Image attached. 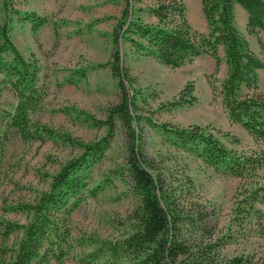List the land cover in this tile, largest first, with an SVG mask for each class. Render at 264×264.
<instances>
[{
	"label": "trees",
	"instance_id": "obj_1",
	"mask_svg": "<svg viewBox=\"0 0 264 264\" xmlns=\"http://www.w3.org/2000/svg\"><path fill=\"white\" fill-rule=\"evenodd\" d=\"M108 1L121 6L111 34L109 64L120 97L105 109L104 119L81 114L90 126L103 129L93 141L83 142L35 118L42 110L47 87L39 84L36 60L25 58L10 37L13 15L18 22L29 24L33 35L51 24L58 37L57 22L33 11L16 9L14 0H0V93L8 89L15 98L10 109L0 110V159L12 131L23 143L58 139L79 151L60 164L50 176L47 189L32 202L8 208L26 214L25 223L0 217V264H47L50 260L64 264L72 248L71 215L96 193V188L89 186V173L109 149L117 122L128 138L127 155L125 163L111 175L129 180L137 203L127 216L128 233L98 242L85 256L89 264H264V256L253 262L221 254L227 236L213 238L211 212L197 202H183L189 187L167 180L163 168L143 152L141 137L143 125L171 148L239 179L231 220L239 229L255 220L256 232L264 236L262 213L256 207L264 203V94L257 86V72L264 71V40L260 37V33L264 35V0H199L205 32L190 25L182 0ZM237 6L246 14L245 30L256 37L260 56L250 49L236 26ZM120 44L127 45L134 55L151 57L170 68L209 56L214 61V70L207 79L213 97L221 98L228 121L247 132L256 148L238 152L223 144L207 126L160 123L139 113L138 101L146 103V95L121 66ZM222 63L225 75L217 80ZM196 102L194 85L187 82L171 100L160 103L158 110L189 107ZM233 141L237 142L235 138ZM13 236L16 239L8 243Z\"/></svg>",
	"mask_w": 264,
	"mask_h": 264
},
{
	"label": "rangeland",
	"instance_id": "obj_2",
	"mask_svg": "<svg viewBox=\"0 0 264 264\" xmlns=\"http://www.w3.org/2000/svg\"><path fill=\"white\" fill-rule=\"evenodd\" d=\"M182 2L190 25L205 32L200 1ZM14 7L45 16L59 26L58 37H55L51 24L33 35L29 24L18 22L17 17L12 16L11 40L25 58L36 60L40 69L39 84L47 87L42 110L35 118L75 139L93 141L102 135L103 129L90 126L81 114L104 119L105 109L120 97L109 64L113 50L111 34L121 6L108 0H14ZM2 18L0 3V23ZM235 20L250 49L260 56L256 37L245 30V12L236 9ZM260 37L264 40L262 33ZM120 51L121 66L146 95V103L138 101L139 113L149 115L160 123L182 127L207 126L223 144L238 152L256 148L247 132L228 121L221 98L213 97L207 79L214 70V61L209 56L170 68L151 57L134 55L127 45L120 44ZM225 71L226 66L222 63L217 80L224 77ZM187 82L194 85L195 104L174 110H158L160 103L171 100ZM257 86L258 91L264 94V71L257 72ZM14 104L13 93L8 89L1 91L0 110H8ZM141 126L143 152L148 159L163 168L167 180L172 179L175 180L173 184L189 187L183 202H197L211 212L209 225L213 238L227 236L221 254L226 258L244 257L253 262L263 257L264 236L256 232L255 220L240 229L231 220L233 194L239 179L206 166L186 152L171 148L159 134ZM222 132L228 135H221ZM234 138L237 142L233 141ZM127 143L125 131L117 122L109 149L89 173V186L96 188V193L71 215L72 248L64 264H89L85 256L98 242L115 240L128 233L127 216L135 207L137 198L126 177L111 175L112 170L125 163ZM78 152L58 139L23 143L12 131L0 159V217L25 223L26 214L8 208L17 203L32 202L47 189L50 176L60 164ZM256 207L262 213L264 225V203ZM15 239L16 236H13L8 243ZM47 264L60 263L50 260Z\"/></svg>",
	"mask_w": 264,
	"mask_h": 264
},
{
	"label": "crops",
	"instance_id": "obj_3",
	"mask_svg": "<svg viewBox=\"0 0 264 264\" xmlns=\"http://www.w3.org/2000/svg\"><path fill=\"white\" fill-rule=\"evenodd\" d=\"M238 8L241 9L240 7L237 6L236 9H238ZM236 9H235V10H236ZM241 11H242V9H241ZM242 13H243V12H242Z\"/></svg>",
	"mask_w": 264,
	"mask_h": 264
}]
</instances>
